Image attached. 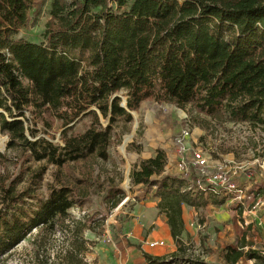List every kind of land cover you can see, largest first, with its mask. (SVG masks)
Segmentation results:
<instances>
[{
  "label": "trees",
  "instance_id": "16d2710c",
  "mask_svg": "<svg viewBox=\"0 0 264 264\" xmlns=\"http://www.w3.org/2000/svg\"><path fill=\"white\" fill-rule=\"evenodd\" d=\"M47 0H0V132L37 161L59 166L105 157L112 127L132 121L144 101L191 105L198 115L264 126V0H53L45 42L14 36L37 20ZM33 20V21H34ZM125 92L127 109L115 94ZM30 110L51 114L66 127L81 115L93 123L84 133L63 134L56 147L29 141L20 117ZM109 120L106 129L99 116ZM8 118H12L9 121ZM163 152L142 161L131 173L134 184L155 188L177 251L168 257L145 254L148 264H210L187 254L181 239L183 205H222L223 199L188 189L187 178L166 173ZM0 264L35 229L69 221L73 240L59 264H88V228L71 220L73 190L53 189L35 209L19 207L25 192L0 188ZM264 196V187L256 192ZM121 194V193H120ZM124 194L122 193V197ZM122 197L117 196V205ZM89 229V228H88ZM227 248L226 264L258 260L255 250ZM44 264H50V260Z\"/></svg>",
  "mask_w": 264,
  "mask_h": 264
},
{
  "label": "rangeland",
  "instance_id": "374dc122",
  "mask_svg": "<svg viewBox=\"0 0 264 264\" xmlns=\"http://www.w3.org/2000/svg\"><path fill=\"white\" fill-rule=\"evenodd\" d=\"M52 1L47 0L36 21L31 15L28 27L19 30L14 38L36 44L45 42ZM117 95L122 102L127 99L125 92ZM131 116V122L120 119L113 125L105 157L97 155L63 166L35 160L31 152L18 142L15 148L9 149V136L0 132V188L26 192L28 196L19 207L33 210L48 199L53 189L69 186L76 202L69 211L71 220L80 221L89 228L82 234L90 242V252L86 255L88 264H113L111 259H93L91 248L96 245H103L105 251L113 250L114 260L132 257L139 258L141 264H148L145 254L156 256L163 247L152 249L147 244L156 239L165 240L163 236H169L170 227L166 214L158 209L160 198L154 197L155 188L148 190L134 184L131 173L142 161L163 152L166 173L178 176L179 146L176 140L184 131H189L188 158L193 157V150L201 149L209 159L206 172L217 174L236 169L237 175L230 181L244 189L239 194L243 196L244 204L231 196L223 198V205L208 203L199 208L183 205L181 239L187 254L203 260L213 259L215 264H226L224 253L230 245L240 247L239 238L242 236L244 239L248 237L251 245L244 248L245 251L255 250L264 256V196H249L252 190L264 187V126L235 122L227 115L221 121L212 120L198 115L191 105L178 107L157 99L144 101L138 111H131ZM18 119L24 122L29 141L44 139L56 147L64 145L65 132L68 136L82 134L93 123L91 117L81 115L63 127L62 122L51 114L40 116L30 110ZM99 122L104 129L109 125V120L101 115ZM186 175L193 181L205 178L192 161ZM118 194L122 199L115 205ZM6 207L0 191V211L3 214ZM250 214L255 216L253 222L247 216ZM70 226L69 221H65L64 225L57 223L53 228L33 230L2 258L1 264H44L47 258L50 264H59V254H63L73 240ZM156 235L160 238L154 239ZM130 247L135 249V256L126 254L124 248ZM237 264L263 263L243 258Z\"/></svg>",
  "mask_w": 264,
  "mask_h": 264
},
{
  "label": "built area",
  "instance_id": "2783aa9c",
  "mask_svg": "<svg viewBox=\"0 0 264 264\" xmlns=\"http://www.w3.org/2000/svg\"><path fill=\"white\" fill-rule=\"evenodd\" d=\"M189 131H184L180 138L176 140L177 145L179 146V154H178V163H177V171H179L178 176H182L187 178L188 189L198 190L208 195H214L219 198L231 197L235 201H239L240 204H244V198L242 194L244 189L242 187L237 186L235 183H232L230 180L237 175L236 169H230L226 172H218L216 173H208L206 169L208 168L209 159L203 153V150H193L192 158H188V154L190 152L187 146V139L189 137ZM192 164L195 168L201 171V174L205 177L204 180L193 181L189 177H187V173ZM258 191V190H257ZM253 191L251 192L253 198L259 197V195ZM243 200V201H242ZM150 248L156 247H164L165 243L163 241H153L147 244Z\"/></svg>",
  "mask_w": 264,
  "mask_h": 264
},
{
  "label": "crops",
  "instance_id": "0c3cea01",
  "mask_svg": "<svg viewBox=\"0 0 264 264\" xmlns=\"http://www.w3.org/2000/svg\"><path fill=\"white\" fill-rule=\"evenodd\" d=\"M247 216L250 219V221L253 222L255 216L253 214H250V215H247ZM245 217H246V215H245ZM156 237L157 238H160L159 235H156V236H154V239H156ZM163 239H165V240H161V239L154 240V241H163L165 243V247L161 248L158 251V254L156 255V257H168V256H170L171 254H173V253H175L177 251V246H176V244H175V242H174V240H173V238L171 236V232H170L169 236L166 235V234H164ZM239 240L242 243V244L240 243V247L241 246H244L245 248L251 247L250 242L248 240V237H246L244 239V238H242V236H240ZM102 246L103 245H96L95 248L94 247L91 248L94 251V253H93L94 254V257H93L94 260H98V257H100L103 261H107V260L111 259V261H113V264H123V263H125V264H141L140 263L141 261H140L139 258L138 259H133L132 257H127L126 259H123V257H117L114 260L113 257H112V254H114L112 252L113 250H110L109 249L108 251H105L106 249H104V246L103 247ZM230 247H232L234 249H239V247L235 248L232 245H230ZM124 250H126V254L127 255H129V254H131L132 256H135L136 255L135 254L136 251H135V249L133 250L132 247H130L129 249H125L124 248ZM118 252L120 253L119 250H118ZM225 253H224V256H225ZM205 261L208 262V263H210V264H215V262H214L213 259L212 260L206 259Z\"/></svg>",
  "mask_w": 264,
  "mask_h": 264
},
{
  "label": "water",
  "instance_id": "95a60500",
  "mask_svg": "<svg viewBox=\"0 0 264 264\" xmlns=\"http://www.w3.org/2000/svg\"><path fill=\"white\" fill-rule=\"evenodd\" d=\"M114 97H120V96L117 95V94H115V95L113 96V98H114ZM120 98H121V97H120ZM121 107L127 109L126 98L123 100V102H122V104H121ZM128 112L131 114V111H128ZM0 113H1V111H0Z\"/></svg>",
  "mask_w": 264,
  "mask_h": 264
}]
</instances>
